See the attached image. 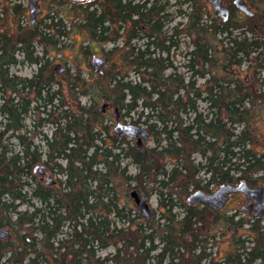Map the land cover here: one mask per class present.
<instances>
[{
    "label": "trees",
    "instance_id": "1",
    "mask_svg": "<svg viewBox=\"0 0 264 264\" xmlns=\"http://www.w3.org/2000/svg\"><path fill=\"white\" fill-rule=\"evenodd\" d=\"M170 1L62 0L42 31L40 25L23 27L16 6L11 29L0 24V228L13 231L10 240L0 241V264H264L260 220L227 218L239 228L248 225L247 239L237 238L227 254L213 258L207 243L214 237L195 233L200 221L194 208L187 206L176 220L171 195L160 193L165 214L156 222L142 221L125 200L126 189L117 191L120 182L148 194L145 184L162 160L172 167L155 174L161 190L175 180L207 193L224 184L264 183V31L254 30L264 19H246L245 26L233 25L231 31L230 23L207 24L202 0H172L186 22L167 35ZM73 20L85 52L106 44L121 47L104 54L107 70L91 67L86 79L81 69H68L63 87L49 58L68 34L64 22ZM234 30L241 32L234 35ZM183 34L192 43L178 68L170 54L179 49L175 38ZM18 64L36 71L28 79L10 74ZM79 97L89 104L81 105ZM99 102L117 108L132 125H145L153 147L139 150L117 137L106 114L96 109ZM30 112L37 122L33 131L24 124ZM45 125L52 128L49 137L40 131ZM36 135L42 145L33 143ZM11 139L17 152L8 145ZM195 155L203 162L195 164ZM123 160L137 168L134 176L122 167ZM37 167L60 178L45 186L34 175ZM31 199L40 207L33 208ZM23 204L31 212L17 211ZM109 248L113 252L102 257Z\"/></svg>",
    "mask_w": 264,
    "mask_h": 264
},
{
    "label": "rangeland",
    "instance_id": "2",
    "mask_svg": "<svg viewBox=\"0 0 264 264\" xmlns=\"http://www.w3.org/2000/svg\"><path fill=\"white\" fill-rule=\"evenodd\" d=\"M62 0H37L36 8L41 11V13L37 16L35 25H40L39 29L42 31L44 28V24L49 23V17L53 15V12L57 11V6L58 3H60ZM140 1V0H137ZM247 3H252L254 4L253 12L257 13L258 15L254 16L259 18L261 21L264 19V0H245ZM204 3V8L206 11V21L207 24L213 23L214 20L216 22H220L217 14L212 11L211 6L207 4L204 0H202ZM30 3L31 0H0V24L5 25L6 27L10 28L13 26L14 21H16L17 17L13 12V8L18 6L20 8V24L25 27L24 25L26 24L27 20L29 19V13H30ZM169 5L171 7L169 8V13L172 16V20L169 23H166L164 26L163 31H166V34L169 35L171 33V30L175 26H179V29L182 28L179 24L183 25L186 22L185 18H182L181 16H178L177 14V7L173 6V1L171 0L169 2ZM57 9V10H56ZM70 9L71 6L68 5L65 7L66 11H69L71 14L70 16L73 18L75 12L71 11ZM181 10L186 11L188 13V9L186 6L181 7ZM76 21L73 20V22H67L65 21V25L67 26V31L68 34L66 37L63 39L61 38V43L58 47H61L59 52L55 53L54 56L55 58L51 57L49 60L52 62L53 66H59L61 68V73L58 72L57 69H55V81L58 83H61L63 87H65V82H64V73L69 69L70 73H74L77 68L82 70V76L84 79L88 78L89 72H94L91 68V59L96 56L99 58H102L105 62V66L102 68V70H107L109 68V62H107L106 57L104 54L112 49V47H121L120 43L115 44L114 46L112 44H106L102 46L101 48L95 47V49H88L87 52L84 50V46H86V42L84 41V37L81 34V32L78 30V28L74 25ZM232 25H246V21L239 20L238 15L236 14L235 11H233V16H232ZM72 23V24H70ZM264 31V22H260L254 27V30H262ZM241 30L235 31L234 35L239 34ZM264 33V32H263ZM249 37V35L247 34ZM177 41H179V49H175L171 51V61L175 67H181L183 64H185V55L189 51V47H191V39L188 37H185V35H181L177 38H175ZM143 41H138L137 46L143 45ZM136 43V42H134ZM37 51L40 52V48H37ZM16 59L18 61L21 60L20 54H16ZM112 60L114 57L111 58ZM245 67L243 68L244 71ZM36 71L35 66L27 65V64H18L16 66H13L10 68L9 72L12 75L18 76L20 78H31L33 74ZM183 69H180V72H183ZM245 75L242 74L241 78H243ZM130 77L133 79L134 76L131 74ZM262 77H264V72L262 73ZM203 81H199V84H201ZM67 89V87H66ZM78 101L80 102L81 105H88L89 104V99L87 97H79ZM102 102H99L98 105L96 106V109L99 110L102 106ZM107 108L105 109V114H106V123L108 126H111L112 128L115 125L114 121V111L113 108L109 104H107ZM200 107L202 110H204L205 105L204 103L200 102ZM119 112V111H118ZM205 114V111H203ZM120 122L125 125H131L132 121L129 118H122L120 113ZM35 116L32 112L27 115V117L24 120V124L26 129L33 131L34 124H37L35 121ZM134 120V119H133ZM135 126H139L142 128H146L145 125L137 124ZM42 134L47 135L49 137L52 128L49 125H45L40 129ZM38 133V130H37ZM42 137L40 135H36L33 139V143L36 145H42L41 142ZM134 144V143H133ZM8 145H10V149L13 152H17L19 150L18 145L15 140L11 139L8 141ZM153 142L148 141L144 143V149H151L153 147ZM43 151V149H42ZM195 164L197 162H203L197 155L193 157ZM126 166L127 168V174L134 176L137 173V168L130 164L127 160H123L122 167ZM172 167V163L168 160H162L159 161L157 164V169L152 172V175H150V179L147 180L145 184V190L147 191L148 194H146L149 198V208L152 211V221H158L160 215L165 214V210L162 207V204L159 203V199L161 196L159 195L160 193L163 194V198L167 197L168 195H171V200L173 201L172 204L175 205L172 208V214L177 215L176 220H180L183 217L184 210L189 207L187 198L189 195L194 192L195 190H201V189H195L193 186H190L188 188L185 187V181L180 182L181 180H175L173 183H171L167 188L162 189L160 188L158 184L159 178H155V174L157 171H161L162 168H164L165 171H170ZM48 171V178L56 182L57 179L60 178V176L55 175L52 173L49 169ZM261 176V175H260ZM255 177H259L258 174L255 176L254 179H258ZM203 179L202 175H199V180H200V185L204 184V182H201ZM34 181H30V187L34 185ZM260 183H254V187H258ZM119 186H117V191L118 192H123L126 189V198L125 200L129 202L133 209L138 213L139 217L141 218L142 221H145L144 216L137 211L136 205L133 203V201L129 198L128 194L131 192L130 187H127L128 185L121 184L120 182L118 183ZM129 186H134V184L130 183ZM218 187H213L211 188L208 192L212 193L214 190H216ZM255 189V188H254ZM27 199H29V191L30 189L27 190ZM140 192V191H139ZM207 193L206 191H203ZM146 193V192H144ZM140 194V193H139ZM241 204L240 198L235 197L233 200L230 202L229 206L227 207V211L223 212L221 215H213L210 214L209 212L205 211L202 207H192L196 210L198 214V221H200V224L197 226L200 230H198V233L200 237L205 238V237H214L213 241L207 243V248L208 250L212 253L213 258H220L224 254H227L229 250L233 247V244L235 240L237 241L239 238L238 236L242 234L241 239H247L246 236V231L248 229V226L243 224L241 228L238 229V232L231 231V227L233 224H228L227 217H230L232 215H237L236 213L240 212L238 216L234 218V222L238 220V218L243 217V214L241 212V207H243V203ZM30 205L33 206V208H39L40 204L36 200H30ZM188 206V207H187ZM32 207L26 204L19 205L17 207V211L19 212H24L28 211L31 212ZM11 219L14 220V215H10ZM235 225V224H234ZM263 223H260V226H262ZM235 228V226L233 227ZM237 229V228H235ZM198 236V237H199ZM189 235L186 237L188 241L192 237H189ZM246 245V244H245ZM250 245V241H248V244ZM113 249L109 248L106 251L100 252V255L103 257L108 253H112ZM256 262L255 264H257Z\"/></svg>",
    "mask_w": 264,
    "mask_h": 264
},
{
    "label": "water",
    "instance_id": "3",
    "mask_svg": "<svg viewBox=\"0 0 264 264\" xmlns=\"http://www.w3.org/2000/svg\"><path fill=\"white\" fill-rule=\"evenodd\" d=\"M72 3H82L88 0H68ZM222 0H213L210 2L212 11H214L219 20L222 23H225L229 19L228 10L221 5ZM37 0H31L30 3V13H29V23L30 26H34L37 16L41 13L39 9L36 8ZM234 7L237 11L243 13L245 16L251 18L255 16V13L252 12L244 3L243 0H234ZM93 69L98 71L104 66V60L94 56L92 58ZM59 71L60 68L56 67ZM107 103H103L99 109V113H105L107 108ZM115 127L114 132L117 137H125L128 140H132L135 147L139 150L144 149V143L150 140V133L147 128H142L135 125H123L120 122V116L117 108H113ZM43 167H37L34 169V174L43 175ZM43 180L42 176L40 177ZM55 182L50 178H46L45 184L47 186L53 185ZM240 191L249 201L256 204V209L261 212L264 207V189H257L248 186L245 182L239 183L236 187L230 184L222 185L216 192L211 194H204L202 192H195L188 199V204L203 205L210 208L212 211L220 210L226 203L227 195L231 192ZM129 198L136 205V209L143 216L145 221H150L152 218V211L149 208L148 202L149 198L146 194H138L135 190H132L128 194ZM11 236L8 229L0 228V241H8Z\"/></svg>",
    "mask_w": 264,
    "mask_h": 264
},
{
    "label": "flooded vegetation",
    "instance_id": "4",
    "mask_svg": "<svg viewBox=\"0 0 264 264\" xmlns=\"http://www.w3.org/2000/svg\"><path fill=\"white\" fill-rule=\"evenodd\" d=\"M67 2H68V0H66ZM90 1H96V2H98V0H88V1H85V2H82V3H79V4H85V3H88V2H90ZM142 2H144V1H146V0H141ZM207 4H209L210 5V2L211 1H213V0H204ZM244 1V3H245V5L253 12V9H252V7L254 8V4H250V3H247L245 0H243ZM233 2H234V0H222V2H221V5L224 7V8H226L227 10H228V14H229V19H228V21L227 22H225V23H223V24H228V23H232L231 21H232V16H233V11H235L236 12V14L238 15V19L239 20H246V19H252V18H254V17H251V18H249V17H247V16H245L243 13H241V12H239V11H237L236 10V8L234 7V4H233ZM255 15L257 16L258 14L257 13H255ZM232 28H233V25L231 24V27L229 28V30H231L232 31ZM235 31H238V30H234L233 32H235ZM112 108V107H111ZM105 114V113H104ZM104 114H101V115H104ZM260 175H262L261 173L260 174H258V176H260ZM35 176H37L38 177V179H39V181L41 182V183H43V184H45V182H46V178L48 177V171H46V170H43V175H40V174H35ZM42 176V178H43V180H41L40 179V177ZM256 176V175H255ZM55 184V183H54ZM53 184V185H54ZM53 185H51V186H53ZM231 185V184H230ZM238 185V183L237 184H235V185H232V186H234V187H236ZM45 186H47L46 184H45ZM252 188H257V189H264V183H261L258 187H252ZM219 188H217L216 190H214V192H216L217 190H218ZM195 192H197V191H194V192H192L191 193V195L192 194H194ZM214 192H212V193H214ZM146 194V193H144L143 191L142 192H140V194ZM202 193H204V194H211V193H205V192H202ZM235 197H239L240 198V201H241V204H239V205H242V203H243V207H241V212H242V214H243V217H240V218H238V220H237V222H247V221H251V222H256V221H258V220H260L261 222L260 223H263V225L262 226H260L261 227V231H263V234H264V207H263V209H262V211L261 212H259L257 209H256V204H254V203H252L251 201H249L240 191H235V192H231L230 194H228L227 195V199H226V203L224 204V206L220 209V210H218V211H212L210 208H208V207H205V206H203V205H195V204H188L189 205V207H202L203 209H205V211H207V212H209L210 214H213V215H217V216H219V215H221L223 212H226L227 210V207L229 206V204H230V202L233 200V198H235ZM188 199V198H187ZM240 212H238V213H236L237 215H232V216H234V218L236 217V216H238V214H239ZM232 216H230V217H232ZM227 218H229V217H227ZM225 221H227V219L225 220ZM235 225H233L232 227H231V231H233V233L234 232H238V229H239V226H238V224H236V226H235V228H237V229H235V228H233ZM248 226V225H247ZM1 228H3V229H8L9 230V233H10V235H11V237H12V229H11V227H9V226H5V227H1ZM240 230V229H239ZM241 236H243L242 234H240L238 237L241 239ZM257 264H259V263H257Z\"/></svg>",
    "mask_w": 264,
    "mask_h": 264
},
{
    "label": "bare ground",
    "instance_id": "5",
    "mask_svg": "<svg viewBox=\"0 0 264 264\" xmlns=\"http://www.w3.org/2000/svg\"><path fill=\"white\" fill-rule=\"evenodd\" d=\"M97 58H99V57H97ZM100 59H102V58H100ZM104 66H105V62H104ZM104 66H103V67H104ZM56 67H59V66H56ZM56 67H55V69H57ZM91 67L93 68V66H92V59H91ZM103 67H102V68H103ZM59 68H60V67H59ZM102 68H101V70H102ZM57 70H58V69H57ZM61 71H62V70H61V68H60V71L58 70V72L61 73ZM95 71H96V70H95ZM98 71H99V70H98ZM104 103H105V102H104ZM114 127H115V125H114ZM10 236H11V235H10Z\"/></svg>",
    "mask_w": 264,
    "mask_h": 264
}]
</instances>
